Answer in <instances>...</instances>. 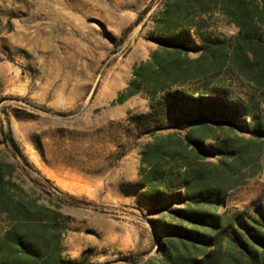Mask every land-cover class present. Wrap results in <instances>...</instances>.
Segmentation results:
<instances>
[{"label": "rangeland", "instance_id": "1", "mask_svg": "<svg viewBox=\"0 0 264 264\" xmlns=\"http://www.w3.org/2000/svg\"><path fill=\"white\" fill-rule=\"evenodd\" d=\"M228 1L0 0V164L14 170L27 201L51 210L16 222L0 214V264H44L15 261L13 234L62 264H163L160 224H190L189 181L222 188L219 202L203 207L223 230L196 257L264 264V242L243 229L264 212V139L243 110L250 104L264 120V78L240 69ZM263 7L249 4L262 40L243 50H264ZM216 40L222 50L207 51ZM139 77V92L115 102ZM163 82L172 86L160 89ZM169 92L186 101L172 102L168 114ZM221 100L230 104L224 117L189 123L180 112L203 108L195 101L217 109ZM235 110L232 127L224 118ZM236 230L242 245L232 242Z\"/></svg>", "mask_w": 264, "mask_h": 264}, {"label": "trees", "instance_id": "2", "mask_svg": "<svg viewBox=\"0 0 264 264\" xmlns=\"http://www.w3.org/2000/svg\"><path fill=\"white\" fill-rule=\"evenodd\" d=\"M252 0H229L226 4L227 12L229 13L231 19L239 26V36L241 37V43L239 41V46H237V59L240 63V69L244 67H249L251 70H256L258 75L264 78V50H259L254 48L252 52L248 50H243V45H255L254 43L261 41L262 36L257 38L256 32L252 31L251 22L248 19L250 13L249 4ZM262 14L259 17L257 22L258 27L263 28L264 30V7L262 8ZM256 37V38H255ZM223 40H216L213 42V46L208 47L207 51L222 50ZM243 50V51H242ZM256 72V73H257ZM247 74V73H246ZM140 76V73H136ZM248 75V74H247ZM142 80L139 79L134 81L128 88L127 94L119 95L118 99L115 102H123L127 97L132 96L139 92V89L142 86ZM172 86L171 83L163 82L160 89H168ZM158 88L152 91V97H155L157 92L160 90ZM217 91V90H216ZM225 94L229 95L228 90H222ZM171 93H168L166 102H163L164 109L169 114V107H171L172 102L178 104L179 101H186V96L176 95L173 98ZM196 105H202L203 108L196 110L192 108L190 113L180 109L181 114L185 116V119L190 122H199L206 116L210 118H215L216 113L219 116L224 117V111L227 109L230 104L221 100L217 104V109L212 108L213 103H199L194 102ZM195 107V106H194ZM253 106L247 103L243 106L245 115L251 118V125L253 127L252 134L255 138L259 140L264 139V120L257 112L253 110ZM233 115L229 118H224L225 122L232 127L236 126L238 123L237 114L240 110H235ZM223 113V114H221ZM208 114V115H207ZM194 119V120H193ZM5 141L8 142L13 151L19 156H22L25 161L27 158L23 154L20 146L13 136L9 133H5ZM195 145L201 152H206V148L200 142H196ZM226 160L221 162L222 166ZM14 170L4 169L2 164H0V214H5L9 220L16 222L19 218L18 215L22 214L27 218L33 217L39 212L44 211L50 212L48 207L32 203L27 201L23 196V189L20 184L15 180ZM156 183H161L159 179H155ZM155 184L154 182L151 183ZM186 188L187 198L190 200V206L193 204L196 205L195 209H191L188 212L183 213V217L190 222L188 226H169L165 224H160L163 232L165 233V238L162 240V250L160 260L163 264H241L240 261L228 260V262L221 263L217 257L213 254H207L203 260H199L196 255L201 251H204L209 245L214 244L218 241L219 235L217 232L223 226L213 217L204 207L205 204L209 203H218L220 198L219 195L222 192L221 185L216 182L211 186L203 184L201 181L199 183L185 182L184 186ZM166 188H169V185H166ZM40 219L43 220L42 217ZM264 227V212L259 211L257 217L253 218V224L245 225L243 229L247 230L248 235L253 239H258L259 241L264 242V234L258 236L257 231L259 227ZM223 230V228H222ZM13 233V232H12ZM11 233V234H12ZM221 234V233H220ZM243 232L241 230H236L234 232L233 241L235 243H243L242 240ZM8 245L12 251H15V261H19L22 256H27L31 259H34L35 262L43 261L44 264H62V260L59 258L47 259L44 260L43 254L45 248L40 242H34L32 239L25 240L23 237L12 235L9 236ZM46 245V244H44ZM242 245V244H241ZM242 249H239L241 252H248L247 246H242ZM236 258V257H235ZM131 256H123L122 260H129Z\"/></svg>", "mask_w": 264, "mask_h": 264}]
</instances>
